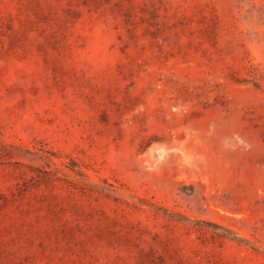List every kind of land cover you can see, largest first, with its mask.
I'll return each instance as SVG.
<instances>
[{
    "label": "rangeland",
    "instance_id": "obj_1",
    "mask_svg": "<svg viewBox=\"0 0 264 264\" xmlns=\"http://www.w3.org/2000/svg\"><path fill=\"white\" fill-rule=\"evenodd\" d=\"M0 264H264V0H0Z\"/></svg>",
    "mask_w": 264,
    "mask_h": 264
}]
</instances>
